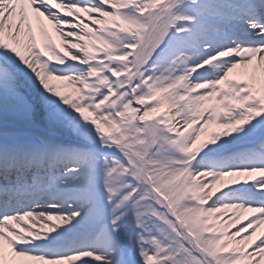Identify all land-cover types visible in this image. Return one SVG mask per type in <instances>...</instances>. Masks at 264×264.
<instances>
[{"label":"snow or ice","instance_id":"6c2138e0","mask_svg":"<svg viewBox=\"0 0 264 264\" xmlns=\"http://www.w3.org/2000/svg\"><path fill=\"white\" fill-rule=\"evenodd\" d=\"M0 264H264V0H0Z\"/></svg>","mask_w":264,"mask_h":264}]
</instances>
